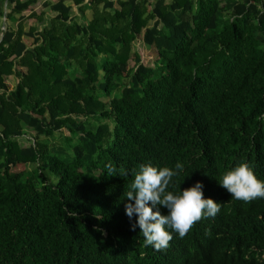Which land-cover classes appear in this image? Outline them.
<instances>
[{"label":"trees","instance_id":"obj_1","mask_svg":"<svg viewBox=\"0 0 264 264\" xmlns=\"http://www.w3.org/2000/svg\"><path fill=\"white\" fill-rule=\"evenodd\" d=\"M72 1L90 22L44 0L33 47L20 24L0 37V264H264V198L219 184L241 162L264 181V0ZM35 2L0 0V18ZM63 130L71 153L57 156L40 139ZM177 162L167 191L200 182L221 208L183 237L165 226L157 251L124 194L142 165Z\"/></svg>","mask_w":264,"mask_h":264},{"label":"clouds","instance_id":"obj_2","mask_svg":"<svg viewBox=\"0 0 264 264\" xmlns=\"http://www.w3.org/2000/svg\"><path fill=\"white\" fill-rule=\"evenodd\" d=\"M175 169L177 171L168 167L157 168L151 164L142 165L135 174L130 190L124 194L128 201H135L134 204H125V214L129 219L131 220L133 214L138 217L131 230L135 231L138 226L145 245L152 246L157 251L166 249L173 239L165 226L183 237L197 221L205 217H215L221 208V204L204 198L203 184L200 182L179 194L167 191L172 178L179 171H183L182 163L177 162ZM219 184L237 200L247 202L264 198V181L256 177L247 162H241L227 171ZM157 206L165 207L168 214L162 215L159 210L153 211Z\"/></svg>","mask_w":264,"mask_h":264},{"label":"rangeland","instance_id":"obj_3","mask_svg":"<svg viewBox=\"0 0 264 264\" xmlns=\"http://www.w3.org/2000/svg\"><path fill=\"white\" fill-rule=\"evenodd\" d=\"M22 2L28 1V0H20ZM67 6L72 7V18H77L79 22H90L92 19L93 15L90 11H84L80 12L78 10V7L74 5L72 0H65ZM88 0H85V3ZM168 3L169 0H166ZM44 3V0H37L34 4H32L29 7V10L20 14V15H15L11 19L7 20L4 16L0 18V31L2 34V30L5 29V31L8 29L11 30H17L18 25L20 24L22 27L23 31V40L25 41L26 45L32 46L33 47V38L29 37V34H33L35 38H39V33H41L42 28L44 25L48 23V18L44 15H42V5ZM4 8L7 9L6 4L4 5ZM76 12L80 15L77 16ZM3 13H6V10H4ZM1 37V35H0ZM133 52L138 53L141 55V61L144 64H152L153 63V53L154 51L146 48L143 46L142 42L138 40L133 44ZM102 74V73H101ZM100 80L102 81V78L100 77ZM6 83L9 87V90L12 91L16 87L18 80L15 77H7L6 78ZM120 92H115V96H119ZM102 123V120L99 118H91L88 121V125L94 129L96 126ZM33 133L31 131H26L24 137L18 139L19 145L23 147H27L30 145V142H33ZM68 137V133L66 131H61L55 133L53 136L49 138H41L40 141L42 144L45 143L47 150L49 152L55 153V155L59 156V152L69 154L71 151L68 149L66 145V138ZM72 143H75L73 140ZM76 144V143H75ZM74 144V145H75ZM58 153V154H57ZM28 170L31 171L33 169L32 165H29ZM51 182L56 184L57 183V178L55 176H51Z\"/></svg>","mask_w":264,"mask_h":264},{"label":"water","instance_id":"obj_4","mask_svg":"<svg viewBox=\"0 0 264 264\" xmlns=\"http://www.w3.org/2000/svg\"><path fill=\"white\" fill-rule=\"evenodd\" d=\"M4 33H5V29L2 30L1 38L3 37Z\"/></svg>","mask_w":264,"mask_h":264},{"label":"crops","instance_id":"obj_5","mask_svg":"<svg viewBox=\"0 0 264 264\" xmlns=\"http://www.w3.org/2000/svg\"><path fill=\"white\" fill-rule=\"evenodd\" d=\"M79 9H80V8L78 7V10H79ZM79 11H80V10H79ZM80 12H81V11H80ZM76 15L80 17V15H79L77 12H76Z\"/></svg>","mask_w":264,"mask_h":264},{"label":"built area","instance_id":"obj_6","mask_svg":"<svg viewBox=\"0 0 264 264\" xmlns=\"http://www.w3.org/2000/svg\"><path fill=\"white\" fill-rule=\"evenodd\" d=\"M137 2H140L141 0H136Z\"/></svg>","mask_w":264,"mask_h":264}]
</instances>
